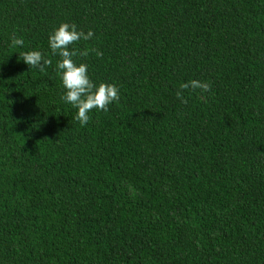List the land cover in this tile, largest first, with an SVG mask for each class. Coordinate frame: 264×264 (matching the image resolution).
<instances>
[{"label": "trees", "instance_id": "16d2710c", "mask_svg": "<svg viewBox=\"0 0 264 264\" xmlns=\"http://www.w3.org/2000/svg\"><path fill=\"white\" fill-rule=\"evenodd\" d=\"M61 23L120 89L85 126ZM0 264H264V0H0Z\"/></svg>", "mask_w": 264, "mask_h": 264}, {"label": "clouds", "instance_id": "9594fccd", "mask_svg": "<svg viewBox=\"0 0 264 264\" xmlns=\"http://www.w3.org/2000/svg\"><path fill=\"white\" fill-rule=\"evenodd\" d=\"M94 32L89 30H77L75 23H61L57 29L49 36V47L54 56L60 57L56 64L57 74L61 77L63 87L66 92L61 99L74 108L78 109L75 119L81 126L87 125L91 117L89 115L94 109L108 112L109 105L113 102L119 103L120 89L115 84L101 82L96 85L88 75V65L77 64L73 57H88L94 53L96 57L102 58L103 52L98 48H84L79 50L72 46L80 41H90L94 38ZM11 46H23L24 40L15 34L10 38ZM19 58L29 66V69H38L44 72L46 67L52 65V60L45 58L40 51H25L19 53ZM199 90L201 93L211 91V83L208 81L190 80L181 83L175 95L181 103L187 104L184 97L185 90Z\"/></svg>", "mask_w": 264, "mask_h": 264}, {"label": "bare ground", "instance_id": "6f19581e", "mask_svg": "<svg viewBox=\"0 0 264 264\" xmlns=\"http://www.w3.org/2000/svg\"><path fill=\"white\" fill-rule=\"evenodd\" d=\"M65 1V0H64ZM61 2V1H60ZM44 4V3H43ZM105 4V3H104ZM200 8V7H199ZM207 8V7H206ZM210 8V7H209ZM219 9V8H218ZM199 11V10H198ZM203 12V11H202ZM199 14V13H198ZM205 14V13H204ZM218 14V13H217ZM212 15V14H211ZM204 16V15H203ZM216 16V15H215ZM205 17V16H204ZM199 19V18H198ZM202 19V18H201ZM206 19V18H205ZM217 19V17H216ZM142 20V19H141ZM201 21V20H200ZM228 34V33H227ZM227 37V36H226ZM96 39V38H95ZM212 50V49H211ZM207 51V50H206ZM208 57V56H207ZM211 58V57H210Z\"/></svg>", "mask_w": 264, "mask_h": 264}]
</instances>
